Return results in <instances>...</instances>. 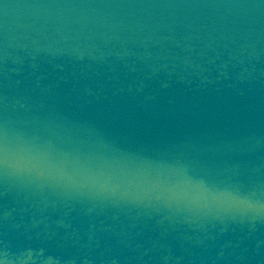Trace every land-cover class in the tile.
Masks as SVG:
<instances>
[{
  "label": "water",
  "instance_id": "1",
  "mask_svg": "<svg viewBox=\"0 0 264 264\" xmlns=\"http://www.w3.org/2000/svg\"><path fill=\"white\" fill-rule=\"evenodd\" d=\"M0 264H264V0H0Z\"/></svg>",
  "mask_w": 264,
  "mask_h": 264
}]
</instances>
